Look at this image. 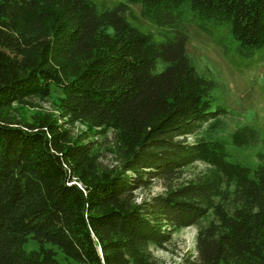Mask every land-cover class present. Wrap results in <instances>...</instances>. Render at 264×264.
Segmentation results:
<instances>
[{"label": "trees", "instance_id": "1", "mask_svg": "<svg viewBox=\"0 0 264 264\" xmlns=\"http://www.w3.org/2000/svg\"><path fill=\"white\" fill-rule=\"evenodd\" d=\"M133 3L162 39L128 21ZM191 21L207 35L229 24L242 58L264 47V0L102 11L92 0H0V264H60L54 247L76 263L161 264L150 247L192 225L184 264H264V134L248 123L227 134L217 81L186 52ZM52 87L55 112L7 116ZM195 163L205 168L182 177ZM155 180L163 192L136 201ZM29 236L38 249H24Z\"/></svg>", "mask_w": 264, "mask_h": 264}, {"label": "rangeland", "instance_id": "2", "mask_svg": "<svg viewBox=\"0 0 264 264\" xmlns=\"http://www.w3.org/2000/svg\"><path fill=\"white\" fill-rule=\"evenodd\" d=\"M98 10L113 7L117 3L127 0H92ZM128 21L143 32H152L155 39L160 40L164 36L162 31L150 21L141 16V5L139 3L130 4L126 12ZM187 33L186 52L191 64L197 71L207 77H212L217 81V87L213 95L217 101L225 106L230 112L228 119L227 134L235 127L245 123L254 125L264 134V47L257 50L250 58L238 56L236 48L238 42L232 37L229 24H221L213 27L211 35L200 31L194 22H188L184 26ZM165 63L158 60L155 71H160ZM61 92L55 87L51 88L50 96L44 100L30 98L29 103L22 106L14 104L7 112V116L20 121L30 122L37 112H55V104ZM80 127L76 125V132ZM226 134V136H227ZM109 136V133H108ZM192 141V137L187 138ZM228 150L235 157L245 161H254V151H237L228 145ZM102 156L103 164L112 163L113 159L106 152ZM205 165L195 163L184 170V178L202 171ZM164 184L161 180H155L149 188H141L134 191L136 201L151 195L161 193ZM212 216L209 215L208 219ZM205 223V221H201ZM198 227L192 225L180 228L172 234L171 241L164 248L151 246L153 255L161 264H184V258L193 257L195 254V241ZM45 247H52L45 243ZM40 244L37 240L29 236L24 244V249L29 251L38 249ZM56 258L60 264L76 263L64 257V254L57 249ZM83 264V263H76Z\"/></svg>", "mask_w": 264, "mask_h": 264}]
</instances>
